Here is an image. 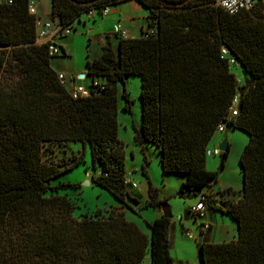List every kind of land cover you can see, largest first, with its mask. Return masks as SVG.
I'll return each instance as SVG.
<instances>
[{
	"label": "trees",
	"instance_id": "trees-1",
	"mask_svg": "<svg viewBox=\"0 0 264 264\" xmlns=\"http://www.w3.org/2000/svg\"><path fill=\"white\" fill-rule=\"evenodd\" d=\"M126 1L51 0L50 19L75 30L89 10ZM138 1L149 11L146 29L139 37L119 32L117 55L108 41L100 57L88 59L90 95L74 98L70 82L62 85L51 64L67 54L59 45L62 54L52 55L50 43L38 40L31 0H0V264H142L148 251L151 264L175 263L172 219L162 212L167 199L150 180L147 204L161 213L148 222L150 235L125 212L136 199L126 183L118 92L130 75L142 80L136 144L155 145L163 173L185 174L183 185L199 193L217 182L206 150L240 96L239 114L227 123L249 135L240 156L242 195L219 206L236 221L238 235L202 240L199 254L202 264H264L263 7L231 15L215 0ZM223 48L248 76L245 83ZM123 96V109L130 111ZM64 146L71 155L67 148L62 157L53 155ZM87 150L89 167L98 172L92 180L120 205L106 215L99 209L77 218L74 201L59 191L78 185L52 181L85 163ZM228 152L220 153L224 162ZM202 197L207 208H217L210 194Z\"/></svg>",
	"mask_w": 264,
	"mask_h": 264
},
{
	"label": "rangeland",
	"instance_id": "rangeland-1",
	"mask_svg": "<svg viewBox=\"0 0 264 264\" xmlns=\"http://www.w3.org/2000/svg\"><path fill=\"white\" fill-rule=\"evenodd\" d=\"M49 7L48 0H42L39 11H47ZM100 19L99 17H97ZM83 19L90 20L87 15L83 16ZM74 31V30H73ZM81 29L77 31L78 40L76 43L70 46V57H57L54 63L57 66L64 68L67 71L69 79L72 78L73 74L76 76L80 83L89 86L92 82V78L89 77L87 80L79 79V72H83L86 67L88 56L92 57L99 51V40L98 37L90 33L79 34ZM97 34V33H94ZM93 39V45H90V39ZM68 41V40H67ZM233 72L237 75L240 85L245 83L248 76L245 75L240 69H233ZM141 91H142V80L138 75H130L125 78V82L119 84V137L125 142V165L130 180L137 184V187L132 188L128 186L130 195L132 198L139 202L138 206H135L131 200L129 205L132 208L125 207L126 216L139 221L141 224L150 229L148 222L154 220L156 209L148 206L149 201V180L152 185L159 190V197L161 199H167V203L171 207L173 214L172 225L170 228L171 240L174 247V221L180 222L181 218L189 223V207L196 204L200 200L201 195L206 193L210 194L214 199L216 198L220 204L228 207L232 202L237 201L241 198L242 186H243V174L240 164V156L249 142V135L239 129H232L228 131L229 139V152L224 162V169L218 170L220 166L221 154L209 156L208 161L211 165L214 164L209 171H217L218 179L217 182L211 187V189H203L202 192L197 190H190L186 188L183 183L186 179V175L182 173H170L165 175L162 171L160 163V154L158 148L153 145L146 143L144 149L137 145L134 140L135 127H139L142 120L141 117ZM126 92L128 99L131 101L130 111L124 110L126 100L123 94ZM224 133L216 132L215 136L209 143V148L219 149V145L223 139ZM72 149L80 150V146H70ZM70 147L64 146L58 148L53 155L62 157L67 148V155H71ZM69 150V151H68ZM86 162L77 166L75 169L63 173L60 177L52 181V185L59 184L60 182L76 184L77 187H69L59 192L68 196L74 201L76 208L74 210V216L80 218L84 214L94 213L99 210L103 214H108L109 210L116 205H120L117 199L106 189L97 186L92 180V174L98 173L95 171L90 164H92L91 154L89 150L86 153ZM90 172V173H89ZM88 173L90 175H88ZM90 184L86 185V181ZM224 191V192H223ZM205 217H198L195 222V226L202 225L205 222ZM234 220V219H233ZM234 222H236L234 220ZM172 247V249H173Z\"/></svg>",
	"mask_w": 264,
	"mask_h": 264
},
{
	"label": "crops",
	"instance_id": "crops-1",
	"mask_svg": "<svg viewBox=\"0 0 264 264\" xmlns=\"http://www.w3.org/2000/svg\"><path fill=\"white\" fill-rule=\"evenodd\" d=\"M42 0H31L36 4V12L37 17H41L43 20H48L51 17L52 3L49 1V7L47 11H39ZM149 11L138 1V0H129L123 3H120L115 6L110 7V12L105 16L96 15L93 17V21L83 19L81 17L79 20L74 22L75 30L68 36L57 38V43L60 45L66 52L67 56L70 57V46L76 43L78 40L77 31L81 29V33L79 34H88L90 37V33L94 36L98 37L99 40V51L94 54L92 57L88 56L87 58L93 60L102 55L103 50L102 47L108 41L111 42L112 48L116 55L118 54V34L117 26L121 25L122 29L126 32L125 37H139L142 35V31L147 27V16ZM99 17L100 19H98ZM97 33V34H94ZM109 35V37H108ZM68 40V41H67ZM90 45H93V39L90 40ZM57 58V57H56ZM55 58L52 59L51 64L52 67L58 73H64L66 75L67 71L57 66L54 63ZM88 61V60H87ZM87 65V63H86ZM78 78L82 80H87L90 76L86 73V67L83 72H79ZM85 74L84 78H81L80 75ZM73 74V82L77 85H83L85 87L86 84L80 83L76 76ZM141 123V122H140ZM235 129V128H234ZM138 145V144H137ZM146 143L140 145L142 149H144ZM159 150V149H158ZM160 154V153H159ZM212 158V157H211ZM161 163V156H160ZM214 164H209L207 161V168L210 170ZM90 173V172H89ZM88 173V175H90ZM128 174V172H127ZM211 189V188H210ZM217 203V208H207L206 212V220L203 223H210L211 227L209 229H205L202 225L195 226V222L198 219L195 215L190 211L192 206L189 207V223H186L183 218H181L180 222L174 221L173 230H174V247L171 249V255L173 256L175 263L174 264H202L201 257L199 254V243L202 240H207L214 243L230 241L237 237L238 228L236 222H234L233 218L230 214L222 212L219 209L220 204L217 202L218 200L215 198ZM161 215L160 212L156 210V214L154 215V219L158 218ZM129 220L135 221L147 234L150 235V229L141 224L139 221L134 220L133 218L127 217ZM152 220L151 222H153ZM142 264H151V252L148 251L146 258L142 262Z\"/></svg>",
	"mask_w": 264,
	"mask_h": 264
},
{
	"label": "built area",
	"instance_id": "built-area-1",
	"mask_svg": "<svg viewBox=\"0 0 264 264\" xmlns=\"http://www.w3.org/2000/svg\"><path fill=\"white\" fill-rule=\"evenodd\" d=\"M215 3L228 12L231 15H236L244 11H253L257 8L263 7L264 10V0H215ZM36 4L31 2L30 4V12L33 14H37L36 12ZM110 12V6H105L103 9L98 11L96 8H93L87 12V17L93 18L98 13H101L102 16L107 15ZM37 36L38 40L43 43H50L49 51L52 55H60L62 54L61 49L57 43V38L65 37L70 35L73 32L72 27L63 28L57 20H43L41 17H37ZM117 30L125 36L126 32L122 29L121 25L117 26ZM222 52L225 56L228 57V61L230 66L233 69H240L239 62L237 59L229 52L227 48H223ZM58 78L62 85H67L70 82L71 85V94L74 98H78L80 96H88L90 95V90L83 86L77 85L73 82V78L69 79L68 76L64 73H58ZM101 87V86H100ZM239 103H240V96L236 95L233 99L232 105L229 109V116L227 120L231 117L236 116L239 114ZM227 120H222L219 122L217 126V132L225 133L227 131L228 123ZM220 150L217 148L210 149L209 147L206 150V155L209 158L215 155L220 154ZM126 183L128 186L132 188L137 187V184L130 180L127 176ZM205 198H200L199 202L190 208V211L195 215V217H205L207 212V206L204 202ZM205 229H209L211 227L210 223H205L203 225Z\"/></svg>",
	"mask_w": 264,
	"mask_h": 264
},
{
	"label": "water",
	"instance_id": "water-1",
	"mask_svg": "<svg viewBox=\"0 0 264 264\" xmlns=\"http://www.w3.org/2000/svg\"><path fill=\"white\" fill-rule=\"evenodd\" d=\"M81 78H84L85 77V74H81L80 75ZM241 108V107H239ZM232 130V127L231 126H228L227 127V131L224 133V136H223V139L219 145V150L220 152H227L229 150V137H228V131ZM221 161H220V166H219V169L218 170H223L224 169V160H223V157H220ZM90 182L87 180L86 181V185H89ZM131 202H133V204L135 206H138L139 205V202L135 201V200H131ZM162 212H163V215L167 218H170L172 219L173 217V214H172V211H171V207L170 205L167 203V202H164L162 204Z\"/></svg>",
	"mask_w": 264,
	"mask_h": 264
}]
</instances>
